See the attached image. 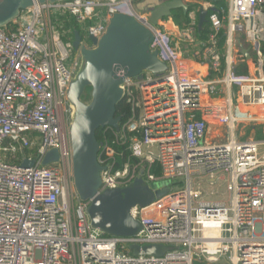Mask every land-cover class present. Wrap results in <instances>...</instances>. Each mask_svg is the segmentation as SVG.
<instances>
[{"label": "built area", "instance_id": "1", "mask_svg": "<svg viewBox=\"0 0 264 264\" xmlns=\"http://www.w3.org/2000/svg\"><path fill=\"white\" fill-rule=\"evenodd\" d=\"M133 2L36 5L0 28V264H264V0H229L216 12L208 6L205 41L196 36L194 18L178 43L165 34L166 19L153 27L152 49L165 52L166 61L160 59L167 76L158 81L145 73L143 81H125L130 114L119 131L103 129L98 155L101 191L129 188L139 179L182 185L130 210L139 233L113 237L94 229L87 204L75 195L66 93L81 58L76 52L66 67L75 51L63 24L66 17L87 24L81 39L90 47L86 41L105 33L113 13L134 12L150 26ZM238 35L248 44L247 76L234 74ZM190 60L207 65L206 73L194 71ZM244 125L253 132L259 127L261 138L243 134ZM52 150L58 162L42 166ZM24 161L34 164L24 168ZM153 166L159 176L150 172ZM216 174L228 176L229 205L195 206L200 193L193 178ZM132 245L169 250L162 257L133 256Z\"/></svg>", "mask_w": 264, "mask_h": 264}, {"label": "water", "instance_id": "2", "mask_svg": "<svg viewBox=\"0 0 264 264\" xmlns=\"http://www.w3.org/2000/svg\"><path fill=\"white\" fill-rule=\"evenodd\" d=\"M69 1L72 0H0V28L10 26L23 11L36 5ZM188 8L181 0L163 1L146 10L150 26L138 20L134 12L113 13L105 33L99 39L89 38L90 47L82 43L78 30L73 33L72 47L81 58V66L66 93L67 103L72 108L68 144L73 188L79 201L87 204L86 214L91 226L108 236L137 235L141 226L132 219L130 210L157 202L162 198L160 192L168 190L166 187L157 189L144 185L139 179L129 188L101 191L104 168L98 163L101 144L96 133L105 128L119 131L122 116L116 114V107L124 100L126 80L143 81L145 73L158 81L167 76L168 65L160 59L158 51L152 49L155 40L153 27L171 18L174 11L181 10L186 14ZM210 11L217 10L213 8ZM207 14L208 10H199V32L207 24ZM87 92L90 99L85 103L82 98ZM56 162L58 152L52 150L42 164L47 166ZM33 164V161H24L21 166L29 168ZM129 249L133 256L148 257H162L169 250L161 245H132Z\"/></svg>", "mask_w": 264, "mask_h": 264}, {"label": "rangeland", "instance_id": "3", "mask_svg": "<svg viewBox=\"0 0 264 264\" xmlns=\"http://www.w3.org/2000/svg\"><path fill=\"white\" fill-rule=\"evenodd\" d=\"M99 12L102 13L103 10H100ZM66 19L67 21L71 22V24H73L74 21L71 20L69 17H66ZM86 25L87 24L85 25L75 24L76 29L79 31L80 35H82L83 37L85 35L84 28ZM64 38H66V35ZM86 44L88 46L91 45L89 40L86 41ZM76 55L77 53L74 52L69 58V60L66 62L65 65L68 69L75 62ZM159 56L162 60L166 61V54L162 48H159ZM78 62L81 66L80 59ZM82 99H83V102L88 103L90 99L89 92L85 93ZM241 128L242 126H239L238 130L240 131ZM259 130H260L259 127H255L254 129L255 134L253 135L254 139H260L261 133L259 132ZM241 131L243 134H246L248 136L250 132H252L251 126L244 125ZM42 166L44 165L42 164ZM144 185H147V184L144 183ZM150 185L153 187H157V189H162L166 187L168 190L167 192H163V191L160 192V196L163 197L166 193L177 190L181 184H177L174 181L159 179L155 182L150 183ZM227 185H228V176L226 174H220V175L216 174L212 179H210L209 177H194L193 178V190L198 191L200 193V196L198 198H194L193 200L194 205L197 206L200 203H205V204H217L218 203V204H224L228 206L229 205V192H228Z\"/></svg>", "mask_w": 264, "mask_h": 264}, {"label": "crops", "instance_id": "4", "mask_svg": "<svg viewBox=\"0 0 264 264\" xmlns=\"http://www.w3.org/2000/svg\"><path fill=\"white\" fill-rule=\"evenodd\" d=\"M163 1L166 0H134V2L132 3V8L134 11L138 13H146L147 9L157 6ZM181 1L184 4L188 5L189 7L193 8V11L188 16V21L194 18L196 20V23L198 22V13L200 9L206 10L208 6L217 7L218 5L219 8V6L228 7L229 5V0H181ZM162 25H164L165 34L169 35L173 41H175L176 43L181 41L180 33L182 29L175 25L172 18H168L165 21H163ZM238 37H239L238 41L240 42H238V45L236 47L234 61L236 65H243L247 68V70L251 71L250 70L251 62L249 61L248 44L245 43L242 35H238ZM190 65L192 66V69L194 71L200 72L201 74L206 73L207 65L200 66V64H198L197 61L195 60H190ZM254 134L255 133L252 131L248 136L253 137Z\"/></svg>", "mask_w": 264, "mask_h": 264}, {"label": "trees", "instance_id": "5", "mask_svg": "<svg viewBox=\"0 0 264 264\" xmlns=\"http://www.w3.org/2000/svg\"><path fill=\"white\" fill-rule=\"evenodd\" d=\"M213 8L216 10H226L227 7L226 6H219V8H218V5H217V7H213ZM192 11H193L192 7L188 8L186 14H183V12L181 10L174 11L171 18L173 19V22L175 23L176 26L183 29L187 25L188 16ZM63 29L65 31H70V33L67 34V36L73 35L74 31L77 30L75 27V23L73 22V24H71V22H69V21L64 22ZM207 34H208L207 24L204 25L203 29L200 32L197 31V33H196L198 40H201V41H205L207 39ZM223 44H224V37H223V33H221L219 36V47L222 48ZM262 51L264 53V44L262 46ZM234 72H235L234 73L235 76H247V74H248L247 68L243 65H235L234 66ZM234 90H236V88H234ZM116 114L118 116H122L123 120H125L129 116L130 107L128 105H126L124 100L117 105ZM102 134H103V129H100L97 131L96 139L98 142L102 141ZM106 137L111 139L112 134L110 132H107ZM124 157H127V154H124ZM150 172L152 174H154L155 176L160 175V171H159V168L157 166H153L151 168ZM193 264H208V263L204 262L203 260H196ZM220 264H225V263H220Z\"/></svg>", "mask_w": 264, "mask_h": 264}]
</instances>
